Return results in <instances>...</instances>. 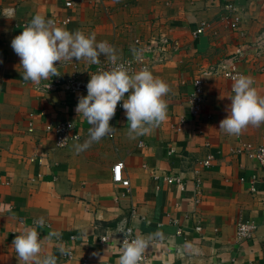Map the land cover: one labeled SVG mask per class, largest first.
Instances as JSON below:
<instances>
[{"label": "crops", "instance_id": "obj_1", "mask_svg": "<svg viewBox=\"0 0 264 264\" xmlns=\"http://www.w3.org/2000/svg\"><path fill=\"white\" fill-rule=\"evenodd\" d=\"M92 1L0 0V264H25L13 240L27 227L43 240L38 258L118 264L123 220L149 240L148 264H264V168L250 157L264 146V123L239 135L219 129L234 83L220 71L205 79L197 117L187 100L201 71L220 64L252 77L264 97V45L255 44L264 32V0ZM36 14L70 32L94 33L117 57L131 56L135 39L157 46L150 71L170 87L167 119L133 139L124 110L110 120L111 134L78 153L76 145L88 140L91 128L75 110L79 97L42 92L23 80L11 48ZM235 17L232 29L228 22ZM202 22L203 33L194 36ZM163 38L169 45L159 44ZM97 65L61 61L58 76L41 84L73 74L90 80ZM64 120L73 123L79 139L57 148L45 126ZM207 157L212 159L206 168L201 162ZM118 162L128 188L112 180ZM168 176L180 177L182 188L167 184ZM41 217L45 224L39 227ZM241 220L253 221L256 230L239 241ZM61 249L72 258L65 259Z\"/></svg>", "mask_w": 264, "mask_h": 264}, {"label": "clouds", "instance_id": "obj_2", "mask_svg": "<svg viewBox=\"0 0 264 264\" xmlns=\"http://www.w3.org/2000/svg\"><path fill=\"white\" fill-rule=\"evenodd\" d=\"M11 48L20 58L23 80L40 85L42 81L58 76L61 61L88 60L99 64L100 57L106 56L112 63L110 70H101L90 77L86 85L87 95L78 98L76 112L91 125L89 138L76 151L86 150L111 134L114 129L109 122L115 115L118 102L125 110L130 138L147 133L154 126L167 119L168 104L165 99L170 92L169 85L155 77L147 67L131 72L125 63L118 62L114 48L107 41L97 42L94 33L85 35L82 31L70 32L57 26L53 20L36 14L21 33L11 41ZM135 52V50H134ZM139 59V54L137 53ZM250 76L238 75L232 86L233 95L228 114L220 124L229 135H239L247 126L264 123V97L253 86ZM50 85H45L48 88ZM125 93H128L125 98ZM36 225L45 224L43 217ZM248 225H241L242 230ZM52 235H56L53 233ZM17 255L30 264H57L55 255L38 258L43 240L35 227H27L13 240ZM149 240L143 236L123 241L118 264H142ZM65 250L61 249L64 254Z\"/></svg>", "mask_w": 264, "mask_h": 264}, {"label": "built area", "instance_id": "obj_3", "mask_svg": "<svg viewBox=\"0 0 264 264\" xmlns=\"http://www.w3.org/2000/svg\"><path fill=\"white\" fill-rule=\"evenodd\" d=\"M103 0H93L95 4H101ZM72 2H67L66 7H72ZM233 6L230 5L226 8L227 11H233ZM69 20L66 19L65 21H62V24L68 23ZM230 24V27L232 29H236L238 26V18L235 17L231 21L228 22ZM205 23H200L199 27L195 30L193 33L194 36L200 35L203 33L205 28ZM159 44L161 46L169 45V41L166 38H163L159 41ZM256 46L258 49H261V47L264 45V32H262L256 42ZM134 46H135V52L133 50V53L131 56L128 57H118V62L125 63L126 66L130 69L131 72H138L142 67H147L149 70L151 69L153 65L152 60V54L155 52V45L152 44H141L139 39L134 40ZM139 54V59L137 58L136 54ZM113 67L112 63L109 61L108 58H106L104 61L100 62L94 69L93 74L97 73L101 70H110ZM218 71H220V74L226 78L229 79L231 82H234V78L238 75H241L238 72L227 70L224 64H220L216 67H209L206 70L201 71V74L198 78H196L193 81V90L188 95V104L192 110V114L194 117H197L201 111L202 104L204 102V84L205 79L211 76H214L218 74ZM92 74V75H93ZM89 82V80H83L79 78L78 75L73 74L67 79H55L52 81L44 82L38 86V89L42 92L51 93V92H65L67 94H71L74 96H86L87 90L86 85ZM49 84L50 86L48 88L45 87V85ZM122 101L118 102L116 110H115V116L119 115L124 109L121 107ZM30 131L32 130L31 124H30ZM45 131L47 133H52L55 137V146L57 148H64L66 147L70 142L76 141L79 139V135L74 130V125L72 122L68 120L64 121H57V122H50L45 126ZM244 149L247 150L243 146ZM173 152V150L171 151ZM250 157L253 158L260 166L264 168V146L258 147L256 150L252 151L250 154ZM212 157H207V159L203 160L201 162V165L203 167H209L211 164ZM123 163L118 162L112 167V180L114 183L121 185L122 187L128 188L129 187V181L123 177ZM165 181L167 184H177L182 188V181L181 178L178 176H168L165 178ZM249 189L251 193L257 192L256 187L254 186V183H250ZM241 225H248L246 229L241 228ZM197 230H200L199 228H196ZM256 230V225L253 221H238L236 223V238L237 240H245L252 237L253 233ZM119 233H120V249L123 247V241L125 240H131L136 237H140L136 231L128 225L126 220L121 221V224L119 225ZM63 257L65 259H71V253L66 252L63 254ZM142 264H148V257L146 253L144 254V258L142 261Z\"/></svg>", "mask_w": 264, "mask_h": 264}]
</instances>
